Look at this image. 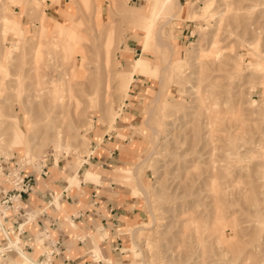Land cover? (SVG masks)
<instances>
[{"label":"rangeland","instance_id":"obj_1","mask_svg":"<svg viewBox=\"0 0 264 264\" xmlns=\"http://www.w3.org/2000/svg\"><path fill=\"white\" fill-rule=\"evenodd\" d=\"M180 4L0 0V157L27 161L25 169L60 158L80 164L94 125L112 128L134 76L147 78L137 176L148 171L146 195L134 188L146 215L123 229L124 262L264 264V0ZM169 11L177 12L166 24ZM139 52L127 94L120 71ZM157 58L164 93L150 108ZM16 131L22 146L12 144ZM1 251L0 264L18 263Z\"/></svg>","mask_w":264,"mask_h":264},{"label":"crops","instance_id":"obj_2","mask_svg":"<svg viewBox=\"0 0 264 264\" xmlns=\"http://www.w3.org/2000/svg\"><path fill=\"white\" fill-rule=\"evenodd\" d=\"M52 11L60 13L57 8ZM46 16L44 20L53 18ZM181 35L183 39L184 32ZM120 51L124 56L133 52L130 46ZM137 56L140 57L127 62L120 71L127 76L123 86L126 93L138 58L143 61L141 52ZM157 59L160 76L164 64ZM133 81L129 103L112 128L102 124L92 128V151L82 155L80 164L60 158L57 162H44L40 169L27 168L34 175V190L23 195L18 214L10 209L5 217L0 214V246H8L9 235L14 236L12 246L20 244V252L35 264H127L121 234L124 228L143 223L146 215L143 199L134 188L144 194V178H148L147 170L141 180L137 177L142 153L146 151L143 137L148 135L147 115L145 112L142 119L140 103L153 91L147 78L135 75ZM132 167V172L126 171ZM130 174L136 185L128 182ZM7 252L21 264L22 256L15 247Z\"/></svg>","mask_w":264,"mask_h":264},{"label":"built area","instance_id":"obj_3","mask_svg":"<svg viewBox=\"0 0 264 264\" xmlns=\"http://www.w3.org/2000/svg\"><path fill=\"white\" fill-rule=\"evenodd\" d=\"M17 161L18 159L8 161L0 157V214L2 217L6 216L8 209L18 214L22 208L23 195L34 190V175L30 174L24 166H20ZM2 230L3 226L0 227V232ZM3 248L7 252L10 247Z\"/></svg>","mask_w":264,"mask_h":264},{"label":"bare ground","instance_id":"obj_4","mask_svg":"<svg viewBox=\"0 0 264 264\" xmlns=\"http://www.w3.org/2000/svg\"><path fill=\"white\" fill-rule=\"evenodd\" d=\"M174 4H176L175 6H177V8L179 9V7H180V0H174ZM177 11H169L168 13H167V19H166V24H168V23H170L171 22V20H172V18L174 19V17H175V13H176ZM162 25V24H161ZM161 25H160V27H161ZM156 32H158V34H159V32H161L160 31V29H158ZM65 33H67V31L65 32ZM157 34V35H158ZM68 35H69V31H68ZM68 38V37H67ZM67 40H69V39H67ZM156 41H157V39H156ZM157 42H161L160 40L159 41H157ZM164 42H165V40H164ZM158 44V43H157ZM162 44H164V43H161L160 44V46L162 45ZM165 48H167V50H168V53H170L171 52V50H172V47H171V45H169L168 43H165V46H164ZM119 49V48H118ZM109 53H110V47H107V49L105 50V56H108L109 55ZM169 55V54H168ZM127 56V55H126ZM133 64H134V62H133ZM127 65V64H126ZM163 69H165L166 70V68H163ZM165 70H163L164 72H163V74L161 73L160 75V79H159V81H160V89H159V91H158V94L150 101V108H154V106H156L157 104H160V102L162 101V95H163V93H164V91H162V86H163V80H164V73H165ZM152 110V109H151ZM152 112H153V110H152ZM19 130H21V129H19ZM18 132H20V131H18ZM17 131L14 133V138H13V142H12V144H18V145H20V146H22V144H24V142L22 143V140H21V135H20V133H18ZM21 132H23V131H21ZM156 134H157V132H156ZM23 135V134H22ZM57 135L59 136L60 135V133L57 131ZM68 143L65 145V146H67L68 147ZM58 150H61L62 149V146L60 145V144H58ZM56 147V148H57ZM22 159V158H21ZM23 160V159H22ZM26 163H27V161H26ZM20 166H25L26 164L24 163V164H19ZM138 169V168H137ZM138 171V170H137ZM144 195H146L145 193H144ZM2 225H1V219H0V227H1ZM13 238L12 239H14V236H12ZM12 240L10 239V236H9V245H8V247H10L11 249L12 248H14V247H16L17 245H18V243H17V245L16 246H12L13 245V243H10ZM0 250H5L2 246H0ZM1 251V252H2ZM20 252V251H19ZM20 254H21V256L23 257V258H27L26 256H25V254L23 253V252H20ZM1 256H3V255H1ZM4 264H12L10 261H5V263Z\"/></svg>","mask_w":264,"mask_h":264}]
</instances>
